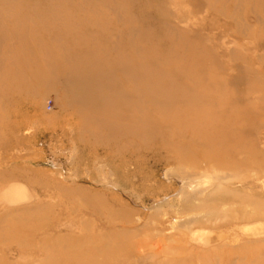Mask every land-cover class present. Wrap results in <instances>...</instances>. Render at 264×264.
<instances>
[{"label": "rangeland", "instance_id": "obj_1", "mask_svg": "<svg viewBox=\"0 0 264 264\" xmlns=\"http://www.w3.org/2000/svg\"><path fill=\"white\" fill-rule=\"evenodd\" d=\"M160 71L202 91L191 132L122 110L173 98ZM263 239L264 0L0 11V264H264Z\"/></svg>", "mask_w": 264, "mask_h": 264}, {"label": "bare ground", "instance_id": "obj_2", "mask_svg": "<svg viewBox=\"0 0 264 264\" xmlns=\"http://www.w3.org/2000/svg\"><path fill=\"white\" fill-rule=\"evenodd\" d=\"M11 1L12 0H5V2L0 5V9H1L0 11H3L5 13V11L13 10V11H17L18 13L19 12H25L27 14L28 13L30 14L31 12L37 13V12H40L42 10V13L49 15V0H14V1H16L14 6H11ZM47 20H49V16H47ZM82 23H85V22L82 21ZM46 43L48 44L49 41H46ZM43 51L45 53L44 63L48 64L49 47L45 46L43 48ZM46 53H48V54H46ZM92 67H93V65L90 64L89 69H92ZM166 68H167V66H165V69ZM124 69L125 70L122 73L128 74V75L130 73H132L134 70V68L132 66H129V65H127V67ZM142 73H148V72L143 70ZM192 73H193V71H191L188 67L187 71L184 75H191ZM158 74H159V76L153 77V78H155V81L149 80L151 82L149 84V89L155 90L160 95H162V94L165 95L166 93L171 92L174 94L173 98L168 100L167 97L165 98L164 96H162V97H155L152 100L148 101V100H145L144 96H137L134 98V100L138 102V103H136L137 107L135 109H134L135 106L133 105L132 110H130V108L132 107V103L127 101V102L122 103V105H121L122 110L125 113H127L129 117H135L136 115H140V118L138 121L142 122L140 120H144L146 122V124H144V128L149 129V127H153V128L162 127L165 131L167 128L170 127L171 124H173V121L174 122L178 121V122L185 123L182 128L185 129L187 132H191L193 130L192 120L199 118L198 114H197L198 108L191 107L189 109L191 111V114H185L184 115L185 112H183V110H182L183 106H181L182 99H180L177 94L182 93L183 90L192 89L191 90L192 94L196 95L197 96L196 98H198L200 95V92L202 93V91H200L199 88L188 87L190 84L193 86L194 83L192 81H186L187 85L184 83L183 87H180V88L175 87V86H173V84H172L171 80H169V78L166 79V76L168 75L167 73H165L164 71H160ZM43 75H44V77L41 78L39 81H45L46 82L47 75L46 74H43ZM161 78H163V79L160 80ZM131 85H132V83H129V85H128V87H130V89L134 88V90H137L136 88H138V86L135 87V85H132V86ZM144 100L146 101L145 103H143ZM142 104H143V106L149 105L152 108L150 114H148L149 112L146 111V113L148 115L146 114L144 117L142 116V112H141L142 110H145V109L141 108ZM169 108H171V109H169ZM183 108H185V107H183ZM191 116H193L194 118H192ZM204 117L205 116H203L201 118H204ZM95 118L97 119V121L100 122L101 118H103V117H102L101 113L96 112ZM148 119H152L153 121L147 122ZM202 120H203V122H205V119H202ZM200 129H201L200 130V136L205 138V124H202ZM175 157H177V155ZM178 158L182 161L184 159L183 157H181V155L178 156ZM251 228H253V227H251ZM263 241H264V239H263ZM112 260H113V258L108 259L107 263H113Z\"/></svg>", "mask_w": 264, "mask_h": 264}]
</instances>
